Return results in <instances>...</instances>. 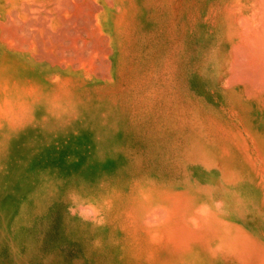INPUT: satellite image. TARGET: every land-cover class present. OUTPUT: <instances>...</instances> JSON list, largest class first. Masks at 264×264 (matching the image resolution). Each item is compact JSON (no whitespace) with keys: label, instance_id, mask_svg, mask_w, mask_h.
<instances>
[{"label":"rangeland","instance_id":"rangeland-1","mask_svg":"<svg viewBox=\"0 0 264 264\" xmlns=\"http://www.w3.org/2000/svg\"><path fill=\"white\" fill-rule=\"evenodd\" d=\"M21 1L0 16V264H110L144 195L166 196L176 244L211 213L232 232L215 264H264V116L221 69L233 38L260 80L228 28L248 31L242 0Z\"/></svg>","mask_w":264,"mask_h":264},{"label":"bare ground","instance_id":"bare-ground-1","mask_svg":"<svg viewBox=\"0 0 264 264\" xmlns=\"http://www.w3.org/2000/svg\"><path fill=\"white\" fill-rule=\"evenodd\" d=\"M20 1L21 0H0V16H1L2 20L5 19L7 14L8 15L12 14L11 9L13 8V6H14L13 9L16 8V10L18 12L17 15L18 16L22 15L23 5L21 3L22 1L21 2ZM31 2L32 1H30V3ZM241 2L243 3L242 6L247 10L248 13H250L249 21H248V25H247L248 31L245 33L242 30L241 24L239 26L236 25V19H237V17L239 18V15H237V14H235V15L230 14L231 16H230L229 22L231 21L230 23L233 26L229 27V25H228V28H229L232 35H236L238 39L243 38V40L245 41L244 44H246V45H244L245 46L244 48H246L247 50L252 52L251 53L252 55H257L259 58H261V66H259V68H258L260 70V74H259L260 80L254 84L252 83L253 84L252 86H249L250 79H248V78L245 79L246 77L245 78L242 77L243 75L241 74L242 73L241 71L242 70L244 71L245 67H242V66L239 67L238 65H236L234 51H238V50L242 49L243 43L239 42L233 38L232 39L227 38V40L225 41L226 46H225L224 58H223V61L221 64V69H222L223 75H227V76L231 75L232 79L230 78L231 80H230L228 86H230L231 88L234 89V91H233L234 93L237 92L236 94H238L237 95L238 99L243 101L244 103H247L248 105H250L249 110L251 111V114L261 117V116H264V0H242ZM33 3L34 2H32L31 5ZM245 3H247V4H245ZM40 4H41V2H40ZM238 4H240V0H239ZM21 5H22V7H21ZM37 5H39V4H37ZM58 5H59V3H58ZM36 8H38V6ZM40 11H42V10H40ZM34 12L36 13L35 8H34ZM48 12H50V11H48ZM48 12H46L47 14H45V15L48 16L49 15ZM52 12H53V10L51 11V13ZM229 12H230V10H229ZM15 13H13L14 14L13 16H15ZM51 13H50V16L52 17L53 15H51ZM38 15H39V13H38ZM45 15L43 14V16H45ZM41 16L42 15H40V17ZM226 16H227V14H226ZM60 17H61V15H60ZM42 20H43V17H42ZM41 23H44V21L43 22L41 21ZM0 24H1V22H0ZM13 24H14V22H13ZM18 24H19V22H18ZM35 26H36V24H35ZM14 28H15V26H14ZM46 38H48V37H46ZM24 42H26V41H24ZM168 197H170V196H168ZM162 198L154 196V195H151V196H147V195L145 196L144 195V197L137 199V202L134 201L135 211L132 214H129L130 215L129 217L134 218L133 216H135V218L138 221L137 226L139 228H132L133 229L132 232L136 236H132V238L131 239L129 238V240H127L126 242H120L117 245H115L114 249L118 255L116 256V259L114 261L112 259V262H110V264H215L216 261H223L229 257L230 252L233 250L232 245L230 243V241H231L230 238L232 236L230 223H224L223 222V223L209 224L208 225V223H206L207 221L204 222V219L208 220V218L211 214L209 212H208L209 215L207 213L204 217L202 215L203 220H200L201 222L200 221L198 222L196 219L193 220L194 218L190 216L192 218V219L191 218L190 219L193 222L187 224V221H186V224L185 223L181 224L179 226V227H181V229L179 228L178 230H180V231L184 230L186 232H189L188 233L189 235H190V233L193 234L192 236L198 238V240H194V242H192V240H188L186 243H184L182 245H178V244H176V241L180 242L181 238L179 236H184V235L183 234H181V235L176 234V235H178V238H177V236L174 235L175 233L172 232L173 230L168 233L170 227L172 226V224H169V222L171 221V219H170L171 211L166 206V204H167L166 199L167 198H165V199L164 198L162 199ZM177 199L178 198L176 197V200ZM174 202L175 201L172 202V205ZM179 204H181V203H179ZM184 205L182 204V206H184ZM180 209H182V208H180ZM154 210H156L158 212L153 213ZM202 211H204V210L202 209ZM202 211L200 213H202ZM178 212H179V210H178ZM178 212L176 215L180 216V213H178ZM204 213H205V211H204ZM182 214H184V213H182ZM199 215H198V217H199ZM126 226L129 227V229H130L131 224H127V225H125V227ZM207 228L209 231H211V233H210L211 235L209 236L210 239H208L207 237H201V235H200V233L202 234V232L204 230H206ZM237 245H236V247H237ZM231 255L232 254H230V257L233 258ZM236 263H238V262L236 261Z\"/></svg>","mask_w":264,"mask_h":264}]
</instances>
